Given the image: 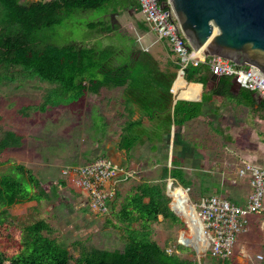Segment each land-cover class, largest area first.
<instances>
[{"label": "trees", "instance_id": "16d2710c", "mask_svg": "<svg viewBox=\"0 0 264 264\" xmlns=\"http://www.w3.org/2000/svg\"><path fill=\"white\" fill-rule=\"evenodd\" d=\"M110 6L117 8L112 15L107 13ZM127 7L136 13L142 11L138 0H0V83L9 79L5 72L20 68L22 74L54 85L42 104L43 110L47 105L78 104L88 95H100L104 89L121 88L131 120L123 129L119 147L130 153L147 133L163 141L174 126L199 117L203 104L184 100L174 103L171 90L180 69L179 59L170 62L174 71L163 69L152 53L141 48L136 37L122 31L115 17ZM88 11L101 13V18L85 24L97 33L99 43L55 45L46 41L47 29L61 27L64 18L75 12ZM140 30L149 28L140 25ZM171 53L175 55L172 48ZM209 75L212 73L207 64H189L184 73L187 81L200 83L206 82ZM233 81L232 76H221L213 95L234 97ZM236 101L252 108L257 106L264 119V100L256 91L241 87ZM136 108L140 117L132 120ZM144 118L151 123V132L142 126ZM21 139L14 132H7L0 141V153L19 145ZM172 166L162 168L159 182H142L125 198L116 215L126 223L127 240L122 250L83 246L77 258L53 237L55 229L45 220L22 228L14 226L11 207L51 202L58 197V186L45 187L25 166H13L10 172L0 174V264H199L176 252L169 253L152 237V225L160 218L172 225L183 224L170 208L166 181L172 178L175 185L188 188L191 180L174 159ZM177 250L184 252L187 247L181 244ZM216 258L222 260L220 264H232L229 258Z\"/></svg>", "mask_w": 264, "mask_h": 264}, {"label": "rangeland", "instance_id": "374dc122", "mask_svg": "<svg viewBox=\"0 0 264 264\" xmlns=\"http://www.w3.org/2000/svg\"><path fill=\"white\" fill-rule=\"evenodd\" d=\"M23 2L30 3V0ZM100 15V12L94 11L80 15L75 12L64 18L61 27L47 29L45 39L55 45L76 41L99 43L97 33L87 29L85 24L99 19ZM117 22L122 31L136 37L141 48L146 50L140 38V25H150L145 22L142 12L136 13L132 7H128L117 16ZM166 50V58L175 61L176 56L171 53L169 45ZM160 61L161 67L165 68V60ZM4 75L9 79L0 83V141L7 132H14L22 139L19 145L0 153V174L10 172L15 165H23L45 187L58 186V197L51 202H28L11 207L9 212L13 217L12 222L16 224L14 226L22 228L45 220L55 229L53 237L65 244L74 258L79 257L83 246L122 250L127 240L126 223H122L116 215L125 198L137 185L145 181L157 183L163 166L173 168L169 150L166 148V157L161 158L151 153L148 144L138 142L130 153L122 151L119 163L133 171V177L121 182L118 195L111 203L108 213L95 214L82 206V196L63 179L62 171L73 165L86 164L100 156L110 157L109 153H104V146L116 149L117 144H120L123 129L131 120L122 89H104L100 95H88L78 104L58 107L47 105L43 110L42 104L54 85L36 77H28L20 72V68H12ZM261 124L263 141L255 146L253 162L264 169V123ZM220 130L225 133L227 129L222 126ZM224 136L219 137L222 140L217 141L210 150L209 171L187 175L191 180L190 187L179 183L175 185L176 181L172 178L166 181L167 187L173 182L171 190H185L188 204L195 211L200 198L222 195L231 201L244 203L251 191L248 179H240L236 175L235 165L232 164L234 154L226 149ZM241 144L243 147H253L252 144L244 143L242 138L239 140V145ZM233 150L246 156L248 153L253 154V151H242L238 147ZM169 197L172 206L174 198L171 195ZM180 220L183 224L172 225L160 218L152 225L153 239L169 253L176 252L184 258L197 261L204 256L205 264H220L222 260L212 255L208 245L198 249L193 244L195 233L185 220ZM180 241L191 245L186 246L187 250L184 252L178 251ZM2 248L3 245L0 244V249ZM197 249L201 252H197ZM229 261L232 264H264V212L251 216L250 227L236 238Z\"/></svg>", "mask_w": 264, "mask_h": 264}, {"label": "built area", "instance_id": "2783aa9c", "mask_svg": "<svg viewBox=\"0 0 264 264\" xmlns=\"http://www.w3.org/2000/svg\"><path fill=\"white\" fill-rule=\"evenodd\" d=\"M145 22L165 40L179 59V73L184 74L189 64L209 65L215 77L232 76L241 87L256 91L264 100V73L252 66H239L220 56H206L194 50L184 37L169 0H138ZM240 179H248L251 191L244 203H234L222 195L200 198L196 213L203 225L213 256L230 258L236 238L247 232L252 215L264 212V169L243 162L237 169ZM63 179L82 196V206L95 214H106L118 195L121 182L133 173L108 157L95 158L82 165L62 171Z\"/></svg>", "mask_w": 264, "mask_h": 264}, {"label": "crops", "instance_id": "0c3cea01", "mask_svg": "<svg viewBox=\"0 0 264 264\" xmlns=\"http://www.w3.org/2000/svg\"><path fill=\"white\" fill-rule=\"evenodd\" d=\"M36 1L38 0H30V3ZM116 10V6L114 8L110 6L107 13L112 15ZM81 14H85V12ZM115 18L117 20V15ZM148 28V31H140V38L145 49L154 54L159 62H161L160 60H165L164 64L166 67H162L163 69L169 68L171 71H174L170 64L172 61H170V59L168 60L169 57L166 58L167 54L165 51H167L166 48L168 47V43L165 40H159L156 32L151 27ZM213 76L214 75H209L204 83L189 82L185 79L184 74H180L177 70V77L172 86L173 91L171 90L174 95V103L178 100L202 102L203 108L201 115L186 122L183 126H174L171 134L165 137L163 141L149 133L144 135L141 140V142L148 144V149L151 153L157 154L161 158L166 157V152L164 151L167 148L170 152V161L174 159L176 165L181 168L186 175L209 171L208 169L210 167L208 161L210 159V150L213 149L217 141L219 142L222 140H219V137H222V135H225L223 142L227 144L226 149L232 151L234 154L232 164L235 165L236 175L238 174V166H241L243 162L248 161L256 165L253 162L256 154L255 146L263 141L261 124L264 123V119L262 118L263 112H257V106L252 108L245 104H239L236 101V96L241 88L234 84L231 89L234 97L228 98L213 95L212 91L219 82V79H214ZM259 98L261 99L260 95ZM136 113L137 114L133 116V120L140 117L138 110ZM143 121L147 124L143 123L142 126L148 129V132H151V123L149 120L144 118ZM222 126H225L227 129L225 133L220 130ZM240 138L243 139L244 143H248L249 145L252 144L253 147H243L242 144L239 145ZM119 145L120 144H117L116 149L112 146L107 147L105 145L103 151L105 154L109 153L110 157L108 158L121 165L119 162H121L122 151L124 150L121 149ZM234 147L241 148L242 151H253V154L248 153L249 155L246 156L236 151L234 152ZM161 158H159V161ZM166 166L167 165L163 167ZM129 171L134 174L133 171ZM249 187L251 189L250 184Z\"/></svg>", "mask_w": 264, "mask_h": 264}, {"label": "water", "instance_id": "95a60500", "mask_svg": "<svg viewBox=\"0 0 264 264\" xmlns=\"http://www.w3.org/2000/svg\"><path fill=\"white\" fill-rule=\"evenodd\" d=\"M169 1L184 37L194 50L206 56L224 57L239 66H252L264 73V0ZM233 84L241 88L235 79ZM172 186L171 181L168 196ZM180 243L191 245L186 241ZM199 264H205L204 256Z\"/></svg>", "mask_w": 264, "mask_h": 264}, {"label": "bare ground", "instance_id": "6f19581e", "mask_svg": "<svg viewBox=\"0 0 264 264\" xmlns=\"http://www.w3.org/2000/svg\"><path fill=\"white\" fill-rule=\"evenodd\" d=\"M170 195L174 198L172 207L177 211L179 216L185 220L189 226H191L193 232L195 233V239L192 240L193 244L197 246L198 249L207 247V239L201 230L203 225L199 221L194 207L188 204V197L185 190L182 188H177L173 191L171 190Z\"/></svg>", "mask_w": 264, "mask_h": 264}]
</instances>
